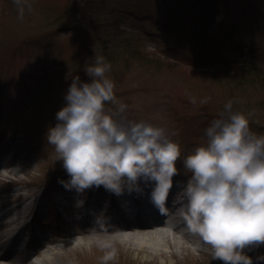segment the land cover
Instances as JSON below:
<instances>
[{
    "label": "rangeland",
    "instance_id": "obj_1",
    "mask_svg": "<svg viewBox=\"0 0 264 264\" xmlns=\"http://www.w3.org/2000/svg\"><path fill=\"white\" fill-rule=\"evenodd\" d=\"M31 4V11L25 9L20 19L14 0H0V207L32 204L23 214L25 220L36 206H66L63 217L51 209L38 217L39 228L50 230L56 241L50 248H58L50 264H105L102 257L110 249L98 247L100 239L110 240L116 249L107 264H222L198 236L195 240L180 236L173 226L161 230L174 232L183 244L168 242L169 249L162 251L139 250L101 230L79 234L81 214L72 203L67 207L66 197L92 198L90 189L78 194L63 186L61 181L69 177L46 133L66 105L71 79L79 75L89 81L84 68L102 55L111 64L107 75L115 83L117 100L127 106V120L164 127L180 144L179 174L174 177L179 185L173 182L170 194L171 199L179 197L176 187L190 176L184 157L206 144L205 130L223 112L203 113L204 106L218 109L232 101V109L238 106L251 115L250 129L264 135V85L216 84L202 74L256 58L255 73L264 77V0H31ZM223 33L231 38L227 41ZM6 230L0 229V234ZM245 253L255 264V258L264 255V246L246 248ZM24 260L0 263L33 262Z\"/></svg>",
    "mask_w": 264,
    "mask_h": 264
},
{
    "label": "clouds",
    "instance_id": "obj_2",
    "mask_svg": "<svg viewBox=\"0 0 264 264\" xmlns=\"http://www.w3.org/2000/svg\"><path fill=\"white\" fill-rule=\"evenodd\" d=\"M14 3L20 19L32 9L31 0ZM110 71L105 57L94 56L84 68L90 80L71 79L66 105L46 133L69 177L61 183L78 194L102 186L121 196L143 193V182L152 186L151 201L165 214L181 146L164 127L127 120V106L116 98ZM232 107V101L225 104L220 118L205 130L206 144L184 157L190 176L178 194L179 213L187 230L210 247L214 260L254 264L245 249L264 246V135L254 133L248 117ZM97 245L110 249L102 257L105 264L115 258L110 240L100 239ZM261 262L264 255L255 258V264Z\"/></svg>",
    "mask_w": 264,
    "mask_h": 264
},
{
    "label": "bare ground",
    "instance_id": "obj_3",
    "mask_svg": "<svg viewBox=\"0 0 264 264\" xmlns=\"http://www.w3.org/2000/svg\"><path fill=\"white\" fill-rule=\"evenodd\" d=\"M142 187H144V192L146 193V191L149 193H151L150 187L151 185H143ZM172 196L168 197V201L166 206L170 205V206H179L181 207L180 201L175 204L172 203L171 199ZM32 204L30 203H21L17 206H15L14 208H8L3 214H0V218H2L4 221L1 224V227L3 229L10 227V226H14L15 229H20V221L22 218H24L23 214L25 213V211L31 207ZM147 206L149 208L144 209L145 212H149V211H153L156 210V206L151 202L148 203ZM139 212V211H138ZM137 212V213H138ZM138 214H142V213H138ZM19 221V222H18ZM175 231L180 232V236H187V238L191 239V240H195L194 237L195 235L190 233L186 227L184 226V224H176L173 228ZM107 234H115V236L117 238H119L122 241H126L127 243H131L132 245H135L137 247V249L139 250H143V249H148V248H153L156 249L157 251H162V250H167L169 249L168 246V242L173 243V245H181L183 244L182 240H180V238H178L175 233H171L168 230H161L159 229L156 225L154 224H149L146 222H141L139 225L133 227L132 225H123V226H119V225H114L111 226L109 228H107ZM81 232H79V234H85L88 235L89 233L87 231H85L84 229H80ZM130 231V232H129ZM103 234H106V231H102ZM101 234V233H99ZM189 234V235H188ZM16 235L17 232H13L11 230H6V232L0 234V246L3 239H7V241H11L13 242L14 239H16ZM64 238V237H63ZM65 238H67L65 236ZM182 239V238H181ZM84 242V240L80 241ZM75 247H78L79 244H74ZM4 248H7V245H5ZM58 248H48V250L42 255V257L39 260L38 264H50V260H53V258L56 255V251ZM4 258V256L0 255V259ZM6 259V258H4ZM46 261H49V263H46ZM11 261V260H10ZM0 264H5V263H0ZM32 264H37V263H32Z\"/></svg>",
    "mask_w": 264,
    "mask_h": 264
},
{
    "label": "trees",
    "instance_id": "obj_4",
    "mask_svg": "<svg viewBox=\"0 0 264 264\" xmlns=\"http://www.w3.org/2000/svg\"><path fill=\"white\" fill-rule=\"evenodd\" d=\"M227 41L231 38V34L229 33H223L222 34ZM217 40V39H216ZM203 46L205 44L203 43ZM256 58H253L252 60H246L243 63L239 64V62H233L230 64H225L222 67H218L216 69H208L202 72V74L205 76L204 80L213 81L216 84H225V83H231L232 85L236 84H244L251 83V84H262L264 85V77L258 76L255 72V63H258ZM184 69V74H186L189 70L186 67H182ZM182 72V71H181ZM192 73V71L190 72ZM188 75V74H186ZM223 106H220L218 109H213L209 106H204L203 110L200 109L201 112H213L212 110H223L225 104H222ZM233 112H241L245 114L248 117L249 121L251 120V115L246 113L245 111H242L238 108V106H234V109H232Z\"/></svg>",
    "mask_w": 264,
    "mask_h": 264
}]
</instances>
